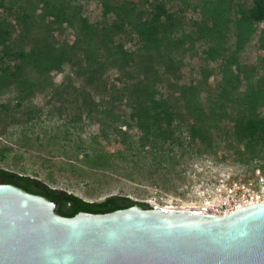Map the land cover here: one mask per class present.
Masks as SVG:
<instances>
[{
	"label": "trees",
	"instance_id": "16d2710c",
	"mask_svg": "<svg viewBox=\"0 0 264 264\" xmlns=\"http://www.w3.org/2000/svg\"><path fill=\"white\" fill-rule=\"evenodd\" d=\"M56 158L60 173L164 191L201 160L264 179V0H0V183L66 217L151 208L54 188Z\"/></svg>",
	"mask_w": 264,
	"mask_h": 264
},
{
	"label": "water",
	"instance_id": "95a60500",
	"mask_svg": "<svg viewBox=\"0 0 264 264\" xmlns=\"http://www.w3.org/2000/svg\"><path fill=\"white\" fill-rule=\"evenodd\" d=\"M59 205L0 183V264H264V202L225 216L133 205L66 217Z\"/></svg>",
	"mask_w": 264,
	"mask_h": 264
},
{
	"label": "rangeland",
	"instance_id": "374dc122",
	"mask_svg": "<svg viewBox=\"0 0 264 264\" xmlns=\"http://www.w3.org/2000/svg\"><path fill=\"white\" fill-rule=\"evenodd\" d=\"M100 14L101 7L97 3L90 4L86 10V15L92 20L98 18ZM253 56L254 51L250 50L245 57L252 58ZM61 79L60 74L55 76L56 82H60ZM36 102H41L39 96L36 97ZM108 148L113 151L114 146L108 145ZM21 152L19 151V153ZM22 155L23 158H21L20 164L24 165L29 173L40 170L41 159L37 157L36 153H24ZM11 156L10 162L18 159L16 153H13ZM54 160L58 163V166L54 169L57 178L56 184L52 185L54 188L73 193L88 201H99L110 195L117 194L127 196L135 201L149 202L151 205L167 208H191L198 205L200 203L198 202L199 199H196V193L191 187L200 182L215 181L228 176L234 179L241 177L255 184L256 179L259 177L257 172L252 173L247 171L245 168L236 166L231 161L219 164L212 160H201L193 168H189L190 172H193L194 175L192 180L186 181L181 189L177 191H164L151 185L139 186L118 175L108 173L98 172L86 178H77L76 175H72V172L67 170V167H64L66 171L60 173L57 169L59 168L61 159L56 158Z\"/></svg>",
	"mask_w": 264,
	"mask_h": 264
},
{
	"label": "built area",
	"instance_id": "2783aa9c",
	"mask_svg": "<svg viewBox=\"0 0 264 264\" xmlns=\"http://www.w3.org/2000/svg\"><path fill=\"white\" fill-rule=\"evenodd\" d=\"M191 188L200 202L191 208H202L215 215L225 216L244 206L264 202L262 177L257 178L253 184L241 177L234 179L227 176L215 181L200 182Z\"/></svg>",
	"mask_w": 264,
	"mask_h": 264
}]
</instances>
